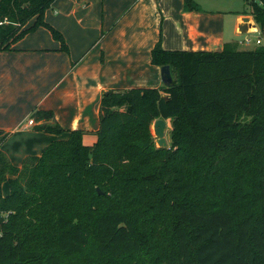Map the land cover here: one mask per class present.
Masks as SVG:
<instances>
[{
	"label": "trees",
	"instance_id": "trees-1",
	"mask_svg": "<svg viewBox=\"0 0 264 264\" xmlns=\"http://www.w3.org/2000/svg\"><path fill=\"white\" fill-rule=\"evenodd\" d=\"M53 1L0 0V51L40 26L67 49L44 18ZM248 3L264 36V0ZM237 46L158 42L172 85L104 92L93 144L69 130L20 166L0 149V264H264V44Z\"/></svg>",
	"mask_w": 264,
	"mask_h": 264
},
{
	"label": "crops",
	"instance_id": "crops-1",
	"mask_svg": "<svg viewBox=\"0 0 264 264\" xmlns=\"http://www.w3.org/2000/svg\"><path fill=\"white\" fill-rule=\"evenodd\" d=\"M223 7L218 0H54L44 18L67 49L40 26L0 51V149L20 166L69 130L84 131V143L93 144L104 92L165 86L161 67L151 62L158 42L166 50L219 51L235 41L228 38L224 14H236V34L244 17L254 20ZM38 110L53 117L38 118ZM44 124L65 132L39 129ZM8 191L4 183L3 193Z\"/></svg>",
	"mask_w": 264,
	"mask_h": 264
},
{
	"label": "rangeland",
	"instance_id": "rangeland-1",
	"mask_svg": "<svg viewBox=\"0 0 264 264\" xmlns=\"http://www.w3.org/2000/svg\"><path fill=\"white\" fill-rule=\"evenodd\" d=\"M222 3V5L224 6L222 10H226L230 9L233 11H244L246 13H250L251 9H250V5H249V1L250 0H218ZM230 12H228V14H224V16L222 17L223 21H225V25H226V30L228 33V38L229 40H231L232 38H235V41L233 43H236V41L239 40H244L246 38H250L252 40V42L250 44H238L237 43V47L239 49L245 50V49H252L255 48L257 46L256 44V39L258 36H260L258 33L256 32H252L249 34H245V33H240V34H236V26L238 24V21L236 19V14H229ZM261 44H264V36L261 37ZM170 126H167L166 132H165V136L166 139L168 141V145L170 142ZM152 132L156 138L157 141V136L155 135L154 132V126L152 124Z\"/></svg>",
	"mask_w": 264,
	"mask_h": 264
},
{
	"label": "water",
	"instance_id": "water-1",
	"mask_svg": "<svg viewBox=\"0 0 264 264\" xmlns=\"http://www.w3.org/2000/svg\"><path fill=\"white\" fill-rule=\"evenodd\" d=\"M239 31L241 33H247V32H257V26L255 23V20L251 19L250 17H244L243 22L239 25ZM161 77L162 81L165 86L169 87L173 83V77L171 73V69L169 65H164L161 67ZM154 126V132L157 136V145L159 147H167L168 141L165 136V132L167 129V121L163 118L156 119L153 122ZM99 193L101 192L98 188Z\"/></svg>",
	"mask_w": 264,
	"mask_h": 264
},
{
	"label": "built area",
	"instance_id": "built-area-1",
	"mask_svg": "<svg viewBox=\"0 0 264 264\" xmlns=\"http://www.w3.org/2000/svg\"><path fill=\"white\" fill-rule=\"evenodd\" d=\"M252 42V40L250 39V38H246V39H244L243 41H241V44H250ZM256 44L257 45H260L261 44V39L260 38H258V39H256ZM30 123H33V120H30L29 121Z\"/></svg>",
	"mask_w": 264,
	"mask_h": 264
}]
</instances>
